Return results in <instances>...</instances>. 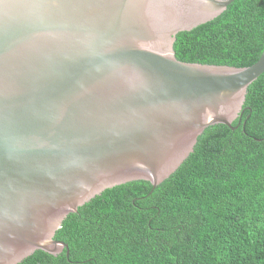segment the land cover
Instances as JSON below:
<instances>
[{"label": "water", "instance_id": "95a60500", "mask_svg": "<svg viewBox=\"0 0 264 264\" xmlns=\"http://www.w3.org/2000/svg\"><path fill=\"white\" fill-rule=\"evenodd\" d=\"M235 0H0V264L59 255L65 219L107 189L168 179L210 126L231 129L246 68L174 45Z\"/></svg>", "mask_w": 264, "mask_h": 264}, {"label": "trees", "instance_id": "16d2710c", "mask_svg": "<svg viewBox=\"0 0 264 264\" xmlns=\"http://www.w3.org/2000/svg\"><path fill=\"white\" fill-rule=\"evenodd\" d=\"M187 63L246 68L264 51V0H235L179 33ZM208 127L168 179L129 182L70 214L55 240L20 264H264V73L232 124Z\"/></svg>", "mask_w": 264, "mask_h": 264}]
</instances>
